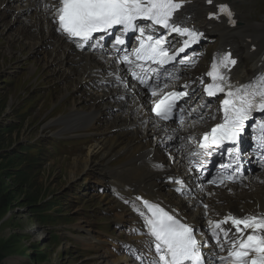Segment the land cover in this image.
I'll return each mask as SVG.
<instances>
[{
  "label": "rangeland",
  "instance_id": "1",
  "mask_svg": "<svg viewBox=\"0 0 264 264\" xmlns=\"http://www.w3.org/2000/svg\"><path fill=\"white\" fill-rule=\"evenodd\" d=\"M233 2L245 12L243 24L239 29L245 34L262 35L264 43V0H233ZM2 6L0 4V9ZM204 16L203 11L199 9V18L204 19ZM0 25L3 30L8 29L4 31L5 37L10 35L8 44L13 52H17L9 54L7 49L0 48V123L8 121L11 117L18 118L17 114L23 110L33 109L30 120L28 118L27 121H21L19 126L7 128L13 130L11 133H4L7 129H0V152L9 153L6 160H0V206L10 203L0 219V264H85L87 258L76 257L74 250L76 245L85 247L83 240L89 236L86 230L94 231V235L99 236L98 231L89 223L104 222L101 211L104 203L100 201L102 193L99 191L102 185L98 183L96 175L90 177L87 171L80 174L81 167L78 164L74 163L69 168L72 160L56 161L48 154L50 140L55 136L51 130H63L66 126L64 119L59 116L61 111L58 107L63 104L61 107L63 110L65 104L69 102L61 97L63 94L59 95V91H53L49 87H46L48 89L45 93L36 91L40 88L39 81L44 76H49V71H57L56 79L59 81L56 86L64 88L69 80L59 72L58 58L46 49L39 38L36 37V40L31 37L25 38L32 35L27 32L22 37L20 32L17 31L20 33L18 35L16 30L9 29L7 22ZM0 33L3 34V31L0 30ZM11 36H15V40ZM214 36L217 37L215 45H220V34L216 33ZM35 43L37 44L34 45ZM24 56H28L30 60H38L39 64L34 75H29L24 69L26 65ZM42 66L48 69L45 74L42 73ZM15 69L18 70V74L14 78L10 77V71ZM253 69V57L244 54L241 71L247 72L250 76ZM10 78L13 84L7 85L4 81ZM48 80L50 81V77ZM83 98L78 97L71 106L76 105L79 109L87 108V105L82 106L86 102ZM33 104H36L35 107L30 108ZM55 110H59L58 113H54L57 122L53 123L56 125L50 126L48 116ZM79 132V130L75 131V133ZM50 133L51 135H48ZM40 135H42L41 147L44 148L45 155L31 168L29 162L23 163L18 160L13 150L14 147L20 150L21 141L26 144L30 138L37 136L39 138ZM79 138L83 136L77 137L75 134L64 137L67 142H72L69 139ZM36 148H40L39 144ZM29 153L35 151L30 150ZM79 155L74 158L81 161ZM13 160L15 163H12V167L15 168H11V164H8ZM74 170L76 175L73 178L71 173ZM78 183L81 184L80 187L77 186ZM36 198L37 205L32 204L31 201ZM42 208H50L55 217H60L65 224H60L56 228L42 221L39 224L38 219L43 220V212L39 211ZM70 237L75 240L74 243L69 242ZM78 237L82 239L77 240ZM107 237L108 235L105 234L104 238ZM111 244L112 242H108L106 248ZM86 256L89 258L92 254Z\"/></svg>",
  "mask_w": 264,
  "mask_h": 264
},
{
  "label": "snow or ice",
  "instance_id": "2",
  "mask_svg": "<svg viewBox=\"0 0 264 264\" xmlns=\"http://www.w3.org/2000/svg\"><path fill=\"white\" fill-rule=\"evenodd\" d=\"M207 3L212 4L213 0H207ZM183 4L184 0H58V3L51 7L54 8L52 15L57 25L56 30L81 49L86 45L93 47L91 41L95 39L96 34L111 35L114 31H119L120 35L115 36V43L124 45V36L128 33H139V46L131 53L125 54L122 62L129 68L136 65L144 72L143 64L136 62L167 65L176 61L179 54L185 53L202 38L203 33L182 26L180 17L175 16ZM44 7L48 9L50 6L45 4ZM217 8L218 12L210 13L209 19L219 18L222 14L228 17L230 23L235 24L228 5L220 4ZM141 22H145L144 26ZM157 26L164 34L145 35L148 30L155 33ZM173 33L183 38L179 48H174L168 39ZM178 62L184 64L189 61L181 59ZM236 63L230 53L218 55L214 57L211 70L207 73L212 83L204 88L206 94L209 97L218 93L225 94L222 101L223 120L212 127L210 132L203 134V140L198 145L200 149L211 150L213 147H220L225 141L237 143L245 128L249 126L247 122L253 119V112H264V73L255 76L248 84L236 87L228 82L226 74ZM148 71L158 73L157 69ZM131 75L139 83L148 86V80L144 75L135 71H132ZM116 79L121 81L122 78L116 76ZM124 87H128L127 82H124ZM187 87L184 86L185 89ZM151 94L153 97L157 96L155 87L151 89ZM187 95L186 90L165 92L153 101L151 111L160 119L167 121L174 109L178 108V101ZM257 127L264 134V123ZM259 139L261 147H264V135ZM227 179L231 180L232 177ZM209 183L223 184L224 181L210 180ZM143 204L150 213L144 223L154 241L156 259L152 264H205L202 248L206 245L197 238L194 226L182 222L158 205L150 204L148 201H144ZM204 207L207 209L208 205ZM141 215L144 213L141 212ZM209 225L212 238L216 240L215 246L221 251L224 250V246L219 239V233L223 232L227 237L230 231L235 230L227 257H219L221 264H264V213L248 214L243 217L228 214L219 221L210 220ZM225 225L229 227L225 228Z\"/></svg>",
  "mask_w": 264,
  "mask_h": 264
},
{
  "label": "bare ground",
  "instance_id": "3",
  "mask_svg": "<svg viewBox=\"0 0 264 264\" xmlns=\"http://www.w3.org/2000/svg\"><path fill=\"white\" fill-rule=\"evenodd\" d=\"M201 2L204 3L205 0H193L192 3L187 5L188 12L193 13L194 19L196 21H198V8ZM204 9H209V7H204ZM36 11L37 16H39L42 21L45 33L49 35L51 33V26L55 30V24L53 25V23L48 20L47 13L44 10H39L38 8H36ZM3 19L4 16L0 13L1 24L3 22L6 23V21ZM28 21L29 20H27V22ZM7 24L9 25V23ZM199 24L208 27V30L210 32L219 33L222 29L226 30V28L222 24H215L213 21L202 20L199 22ZM9 29L15 30L13 24H10ZM238 34H240L239 31H231L228 33L223 32L222 45H228L230 44L228 42L231 41L239 43L231 45L238 52L242 51L244 53L245 51L243 50V48H246L248 52L253 56V59L255 60V73L253 76L264 73V67H258L259 62L261 60H264V47L260 45V48L258 46V48L254 51L251 49L252 45H258V41L261 37L258 36L248 41L244 40V37ZM3 36L5 37L4 31ZM248 37L252 36L248 35ZM36 44L37 43H35L34 45ZM60 44L61 43H59L58 46H60ZM241 45L244 47H241ZM62 46L68 47L69 45L64 43ZM8 49V53L12 54L13 50L10 47ZM55 57L57 56L55 55ZM57 58L59 72L63 73L65 78L69 80V82L63 88V92H61L60 90L59 95L63 94L61 96L63 97L65 92H77L78 95L72 96L73 101L78 97H84V93L80 89V86L77 87L79 78L75 75H79L73 72L71 69L65 68L62 65L59 57ZM75 62L77 66L82 67L86 70L97 67V61L85 54L79 55V58L76 59ZM42 67V73L45 74L46 70L48 69L46 66ZM233 70V74L236 78H240L241 80L245 81L242 72L238 71L236 67ZM105 96L110 99V92L107 91L99 94V97L104 98ZM114 108H118V110L115 111V114L113 116L114 120L112 121L110 126H107L105 129L100 131L99 139L96 142L90 144L88 148L84 147V150H82L81 154L79 155V158H81L82 160L79 161L78 159L74 158L72 160V165L69 168H71L73 164L76 163L81 167L80 174L84 173L86 170L90 171V173H92L93 175L98 174L103 179L105 184H114L119 186L123 190V192L126 193L127 196H129V198H132L130 194L134 193L138 194L136 199L140 196L155 198L160 196L168 199L169 202L182 206L183 210L186 212L187 216L191 218V220H198L200 216H203L204 213L212 214L213 210L215 209H217L218 211H223L224 209L239 211L240 209L249 208L254 205L258 207L261 206V210L264 209V171L260 172V174L257 176V179L252 178L250 181H247L246 183H243L241 185L231 186L233 188L231 192L224 188L219 190L210 188V190L212 191H217V195L220 198L219 200H213L214 197H205L202 192L196 194L195 197L191 198L193 202H187L186 199L175 195L169 189L168 184L164 182L162 173L158 171L157 168L153 165V161L162 159L163 154L160 147L154 146L151 139V136L154 133L152 131V125L148 123L145 126L144 123H141L137 119L136 115L132 113V106L126 103L114 104L112 109L114 110ZM107 110H109V106L101 108L98 106V103H94L93 106L90 107L87 105V108L85 109H79L76 107V105L71 106V103H68L65 104L64 109L60 112V115L61 117H63L65 122H68L69 125L75 124L89 128L96 127L99 123H101L103 121L102 115L105 113V111L107 112ZM258 114H261V112L255 113V115ZM48 118V124L57 122L55 116L52 114H50ZM111 128H115V131L113 132L112 130H110ZM64 133L65 129L56 132V135H61ZM68 134H70L68 136L75 135L74 133ZM164 147L169 148L170 145L168 144ZM121 152L128 153L130 155L129 160L123 164L112 165L111 160ZM97 155H102L101 161L97 160ZM176 157L178 159L174 163V165L171 166L170 169H168L169 173H171L172 171L176 172L179 168L180 155ZM71 174H73L74 178L76 175V171L74 170ZM134 197L135 196H133L132 201L134 200ZM103 199L107 200L108 203L110 201L114 202V205H112L111 208L108 209V211L116 206H122V204L119 203L115 198L108 200L107 196H104ZM204 205H208V208L205 209ZM75 219H77V217ZM117 220L118 222H123L125 218L119 215L117 217ZM87 221L90 222L89 220H86V222ZM92 225H94V223H92ZM87 233L89 237L83 240L84 245L87 246L88 250L98 251V254L92 258H88L85 264L88 262L93 264H125L122 261V256H120L118 252H114V250L104 249V243L106 241L104 238L100 237L96 242H94L92 238H95V235L90 231H87ZM78 255L84 256L83 253L77 254L75 256Z\"/></svg>",
  "mask_w": 264,
  "mask_h": 264
},
{
  "label": "trees",
  "instance_id": "4",
  "mask_svg": "<svg viewBox=\"0 0 264 264\" xmlns=\"http://www.w3.org/2000/svg\"><path fill=\"white\" fill-rule=\"evenodd\" d=\"M11 126H15V125H10V126H8L7 128H10ZM7 128H5V129H7ZM1 129V128H0ZM13 130L12 129H7V130H5L4 131V133H11ZM13 152H15L16 153V155H17V157L19 158L18 160H21L23 163L27 160V158L26 157H21L19 154H18V152H16V151H13ZM9 153L8 152H5V151H2V152H0V160L1 161H4V160H6V158H7V155H8ZM12 163H15V161L13 160V161H9V165L11 166V168H15V167H12ZM14 166V165H13ZM31 203L32 204H35V205H37V203H38V200H37V198L36 199H34V200H32L31 201ZM8 204V205H7ZM9 204L10 203H5L4 205H1L0 206V219L2 218V216H3V214L5 213V211H6V208H7V206L9 207ZM40 204V203H39ZM38 204V205H39ZM42 207V206H41ZM37 208V207H36ZM50 208H46V209H44V208H42V210H39V211H41V212H43V220L41 219V218H39L38 219V223L40 224L41 223V221L43 222V223H46L48 220L50 221V223H52V225H54V224H57L58 222V219H60V217L59 218H57V217H53V215H52V213H50L51 211L49 210ZM37 212H38V210H36ZM50 211V212H49Z\"/></svg>",
  "mask_w": 264,
  "mask_h": 264
}]
</instances>
